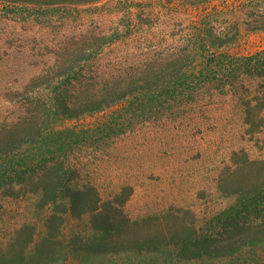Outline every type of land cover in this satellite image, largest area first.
<instances>
[{"label": "rangeland", "instance_id": "1", "mask_svg": "<svg viewBox=\"0 0 264 264\" xmlns=\"http://www.w3.org/2000/svg\"><path fill=\"white\" fill-rule=\"evenodd\" d=\"M263 3L100 0L34 7L0 1V130L20 129L34 117L47 128L41 114L61 101L102 98L158 79L99 112L51 119L37 143L0 160V248L25 223L44 232L51 206L38 209L34 193L12 198L2 192L22 180L16 169L26 170L27 179L51 156L64 162L74 188L93 185L109 199L132 187L125 205L132 219L184 208L202 232H217L236 200L218 189L232 154L245 150L264 159V129L250 135L244 121L246 101L264 88V57L257 56L264 31L254 29L261 24L254 19L264 18ZM235 24L240 34L234 42L217 47L205 40L207 28L230 31ZM103 36L114 41L104 43ZM255 208L250 220L259 227L264 211ZM74 233L93 234L87 218L68 219L66 234ZM233 258L264 264V240Z\"/></svg>", "mask_w": 264, "mask_h": 264}, {"label": "trees", "instance_id": "2", "mask_svg": "<svg viewBox=\"0 0 264 264\" xmlns=\"http://www.w3.org/2000/svg\"><path fill=\"white\" fill-rule=\"evenodd\" d=\"M97 1L100 0H14L34 7ZM254 20L261 23L254 29L264 31V18ZM204 33L210 45L223 47L237 39L240 29L235 24L234 30L207 28ZM102 39L104 43L114 41L108 36ZM263 54L264 51L257 56L264 57ZM262 76L264 78V69ZM156 80L150 77L146 86L137 84L125 90L112 89L102 98L61 101L54 110L50 107L41 114L45 116L47 128L34 117L20 129L0 130V160L7 159L26 145L37 143L44 131L51 127V119H77L87 113L99 112L128 95L152 87L150 84ZM245 109L247 133L261 132L264 129V88L246 101ZM231 161L219 178L218 189L225 196H236V200L225 218L219 220V229L215 233L202 232L195 214L184 208L171 207L161 213L132 219L125 212V205L133 193L132 187H123L109 199L103 198L93 185L74 188L65 179L64 162L53 156L38 162L39 169L32 168L27 179L23 176L26 170L19 173L20 170L16 169V177L22 180L10 182L3 195L20 198L34 193L38 195V209L51 206L52 210L45 218V230L41 235L34 224L25 223L16 230L8 244L0 248V264H68L71 259L79 264H207L209 260L222 258H229L230 264H236L233 257L237 253L264 240V222L253 227L250 220L254 209L257 210L255 205H262L259 215L264 211V159H252L245 150H240L232 154ZM23 165L20 163L18 167ZM2 208L0 200V211ZM262 217L264 221V215ZM69 218H87L93 234H66Z\"/></svg>", "mask_w": 264, "mask_h": 264}]
</instances>
